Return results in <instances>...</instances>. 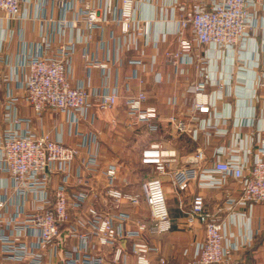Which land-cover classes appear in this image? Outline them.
I'll use <instances>...</instances> for the list:
<instances>
[{"label": "built area", "instance_id": "built-area-1", "mask_svg": "<svg viewBox=\"0 0 264 264\" xmlns=\"http://www.w3.org/2000/svg\"><path fill=\"white\" fill-rule=\"evenodd\" d=\"M21 1L0 0V29L3 18L20 17ZM49 1L40 0L39 3L43 6ZM54 1L62 11L57 21L58 31L75 28L76 39L61 42L55 48L50 40H42L32 51L23 49L14 61L0 45V91L13 83L20 92L18 99L32 108L34 117L39 118L45 112L67 114L69 121L75 123L86 111L113 108L120 92L117 86L108 92H92L84 83L71 84L66 67L75 44L87 45L93 39V31L101 28L102 19L99 6L86 3L73 10L70 0ZM172 8L178 13L173 31L177 46L174 50L165 49L163 59L178 76L185 74L187 66H194L197 79L189 85L191 110L188 119L172 113L166 121L177 133L188 134L197 141L200 133L206 140L211 134H229L225 122L232 119V129L240 126L252 128V144L247 146L241 134L233 130L231 144L217 146L211 163L207 161L204 147L198 146L186 164L176 165L178 154L175 148L165 147L157 141L149 143L141 150L140 162L152 166L157 174L142 185V197L149 207L150 220L134 219L132 228L126 229L124 224L132 220L127 212L105 213L94 205L83 209L86 201L99 198V191L89 184L86 175L75 174L74 184L79 188L74 192L68 190L70 166L74 160L79 159L80 167L87 172L97 170L99 133L93 130L86 135L79 134L81 140L78 143L64 144L49 133L29 129L27 125L31 119L19 116L15 105L8 102L4 105L7 121L0 123V264L2 260L55 264V257H58V264H104V247L114 248L112 259L119 262L124 255L117 244L129 239L133 241L130 253L135 263L149 264L147 254L154 247L142 236L145 233L161 235L172 227L163 182L159 178L165 173L170 175L173 187L179 192L185 191L192 183L205 188L222 187L232 178L240 188V195L225 200L231 217H235L233 204L246 205L250 209L254 203L264 202V95L260 93L264 91V69L260 71L262 64L258 58L260 51H264V0H176ZM106 12H114L113 0H106ZM67 13H72L70 19L66 18ZM115 20L126 50L135 53L128 59L133 69L124 81L136 79L141 85L144 79L138 68L141 67L142 71L147 68L138 41L140 36L148 34L149 23L136 17L135 0H119ZM81 27L86 33H81ZM161 40H165V33L155 41ZM251 45L254 47L249 59L253 71L251 78L241 80L239 73L249 67L242 53ZM223 57L230 59L224 76L215 67ZM81 58L87 75L92 68H108L107 63L101 62L86 47ZM155 75L156 81L160 82L161 77L158 73ZM121 97L130 125L143 123L152 132L159 129L162 115L156 107L144 104L147 100L144 89ZM167 103L176 105L178 100L175 96L169 97ZM219 107H227L228 112H222ZM233 107L234 110L246 107L247 112L237 117L232 112ZM82 149L86 150L84 156H81ZM53 172L60 175V180L51 193L48 188ZM101 172L107 178L104 195L113 200L115 209L118 210L122 201L134 206L140 203V194L122 191L115 186L117 165H108ZM8 192L16 200L15 211L10 216L3 212L10 203ZM27 195H31L32 201L39 206L24 214L22 208ZM186 223H199L204 229V239L195 245L188 264H231L233 254L254 238L249 232L243 241H231L223 219L206 207L204 197L198 193L192 197ZM73 239L75 242L71 243ZM183 253L186 254L187 250ZM159 264H166L165 259L159 258ZM233 264L246 263L237 261Z\"/></svg>", "mask_w": 264, "mask_h": 264}, {"label": "crops", "instance_id": "crops-1", "mask_svg": "<svg viewBox=\"0 0 264 264\" xmlns=\"http://www.w3.org/2000/svg\"><path fill=\"white\" fill-rule=\"evenodd\" d=\"M73 4V10H78L84 4L99 6V16L101 17V28L93 31V39L84 45L76 43L69 64L66 67L67 76L72 85L84 83L92 92H108L113 86L119 87L120 98L116 105L106 111L93 110L86 111L84 116L75 123L69 121V115L60 113L45 112L39 118L34 117L32 108L19 100L20 92L13 83L7 84L0 91V123L7 121V110L4 108L8 102L15 105L17 114L23 118L31 119L27 127L38 133L46 132L50 136L67 145H75L81 140L80 135L89 134L96 130L98 135V154L97 170L87 172L80 167L79 159L74 160L70 166V182L68 190L74 192L79 187L74 184V175L81 173L87 176L89 184L99 191V198L88 200L83 204V209L94 205L98 210L108 213L116 211L127 212L131 216V222L124 224V228H132L134 219L150 220V211L147 204L142 201V185L153 177L154 170L152 166L141 165L143 171H140L136 165H127L125 160L138 157V149H131L128 145L131 142L129 137L123 134L142 129L145 133L152 135L146 142L147 146L151 142H161L165 147L175 148L178 154L176 165L186 164L187 160L198 146H203L208 163L212 161L213 150L217 146L228 147L231 144L230 133L235 130L239 132L245 140L247 146L252 144V128L240 126L232 129V119L225 122L229 134L223 136L210 135L206 140L205 135L199 134L197 141H193L188 134H179L166 121L172 113L179 114L180 117L188 119L190 115L189 85L197 79V70L194 66H187L184 75H175L170 64L163 59L165 49L174 50L177 46V37L173 32L175 29L178 13L173 10L172 5L176 0H135V14L139 20L148 21L149 30L146 36H140L138 45L143 51L142 61L145 64L144 71L138 68L140 76L144 79L143 84H139L136 79L124 81V77L130 73L133 66L128 64V59L135 54L134 51L126 50L123 38L119 33V27L116 23V15L119 7V0H113L114 12H106V0H70ZM193 2L194 0H184ZM40 0H22L20 17L18 19L3 18L0 29V45L3 52L10 60L14 61L19 53L26 49L32 51L42 40H50L53 48L61 42L75 40L77 30L75 28H66L62 32L57 29V21L62 16V11L57 7L54 0L49 1L47 5H40ZM197 2V1H196ZM72 13H67L66 18L70 19ZM81 33H86V29L81 27ZM165 33V40L155 41ZM3 37V39H2ZM260 37L257 36V39ZM2 39V40H1ZM90 53L96 54L101 62L108 65L107 69L92 68L89 75L84 71L81 53L84 48ZM251 45L246 52L242 53L245 63L249 64V69H244L239 73L241 80L251 78L253 69L250 57ZM54 50V49H53ZM51 51L50 54H53ZM241 59L243 60V58ZM258 58L261 61L260 71L264 69V51H260ZM154 62V63H153ZM230 59H223L216 62L215 67L221 71L224 76L228 72ZM158 77L161 81L157 82ZM237 78V77H236ZM247 86L248 81L246 80ZM234 85V84H233ZM128 88L129 90H127ZM138 89H144L147 92L146 106H154L162 115L163 121L156 132L148 131L145 124L130 125L128 113L121 96L134 94ZM264 95V91L260 92ZM175 96L178 100L176 105H169L167 99ZM232 100V99H231ZM259 109L261 107H258ZM226 113L227 107H219ZM232 112L238 117L245 115L246 107H237ZM212 133V131H209ZM80 134V135H79ZM129 147V148H128ZM85 149H82L81 156L85 155ZM135 158V157H133ZM117 165V174L114 184L122 191L138 193L141 195V201L134 206L122 201L118 210L113 207V200L104 195L107 178L101 170L106 166ZM175 165V164H174ZM6 177L5 174H1ZM163 182L167 206L172 222L171 229L161 235H151L145 233L142 239L150 246L154 247L147 254L149 264H159V258H164L166 264H188L190 257L194 252L197 243L204 239V229L199 223L188 225L186 223V214L191 205L192 197L198 193L204 197L206 207L213 213H216L225 223L226 231L230 235V240L243 241L249 232L253 233V240L249 245L244 246L233 254L231 264L237 261H243L246 264H264V202L254 203L249 209L246 205L233 204L231 212L226 208L227 197L238 198L240 188L236 181L229 178L222 187H198L197 184H190L182 192L177 191L171 182L168 173L159 175ZM60 180L58 173H51L49 178V191L52 193L54 187ZM0 194L2 191L0 190ZM10 203L6 205L3 212L10 216L15 211L16 200L10 192L7 193ZM39 206L32 201L31 195H27L23 206L24 214H29ZM218 209H221L218 211ZM71 214H75L71 211ZM24 215L21 218H23ZM30 241V237L26 238ZM74 239L71 243H74ZM132 240L129 239L123 243L119 242L117 247L122 249L124 257L119 262L113 261L112 247H104L102 252L105 258L104 264H136L134 256L130 253ZM184 250L187 253L184 254ZM58 264V257L53 259ZM2 264H25L12 263L9 260H2Z\"/></svg>", "mask_w": 264, "mask_h": 264}, {"label": "rangeland", "instance_id": "rangeland-1", "mask_svg": "<svg viewBox=\"0 0 264 264\" xmlns=\"http://www.w3.org/2000/svg\"><path fill=\"white\" fill-rule=\"evenodd\" d=\"M126 137L130 138V143H129V147L133 150V149H138L137 151H139L138 153V157L136 158V156H133L135 158L132 157V159L127 158L125 160V163L127 165H136L138 166V168L140 167V171H143L141 169H143V167L141 166V162H140V153L142 150V147L144 145H146V142L151 139L152 135H149L147 133H145L142 129H138L136 131H134V133L132 134L131 132L128 133H124L123 134ZM128 147V148H129ZM154 170V169H153ZM151 176H157V174L154 172V174H152ZM143 198V197H142ZM142 201H144V198L142 199ZM145 202V201H144Z\"/></svg>", "mask_w": 264, "mask_h": 264}]
</instances>
